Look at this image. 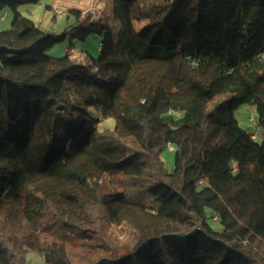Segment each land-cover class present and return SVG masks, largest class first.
<instances>
[{
  "label": "trees",
  "instance_id": "1",
  "mask_svg": "<svg viewBox=\"0 0 264 264\" xmlns=\"http://www.w3.org/2000/svg\"><path fill=\"white\" fill-rule=\"evenodd\" d=\"M39 3L0 0V264H78L70 242L103 249L86 264H264V0H111L112 19L72 8L27 39ZM92 35L98 72L49 55ZM107 223L131 243L111 249Z\"/></svg>",
  "mask_w": 264,
  "mask_h": 264
},
{
  "label": "rangeland",
  "instance_id": "2",
  "mask_svg": "<svg viewBox=\"0 0 264 264\" xmlns=\"http://www.w3.org/2000/svg\"><path fill=\"white\" fill-rule=\"evenodd\" d=\"M158 1L160 2V0ZM72 8L82 10L85 14L90 13L96 19H99L100 16H109L112 19L114 9H116V7L114 8L112 6L111 0H40L38 5H23L20 8L21 13L34 22V26L28 33L27 39H31L39 32L50 31L55 34L62 33L68 25L75 21L74 17H70L66 13L67 10ZM13 17L14 15L10 9L0 7V31L7 30L11 27ZM101 39L99 35H92L84 41L67 38L65 41L55 45L49 55L55 58L62 57L67 50H70L72 53L71 59L75 63L87 66L92 73L98 72L94 61L100 55ZM235 116L244 129L256 134V136L259 135L258 114L255 109H252L248 105H243L236 111ZM109 124L113 126L114 121H109ZM257 141L260 142V138ZM161 158L167 171L172 172L175 168V150L171 147L167 148L162 153ZM236 163L237 151L236 147L232 146L224 155L219 156L214 161L212 169L215 170L220 165L222 168H229ZM108 178L110 179V177ZM102 237L108 242L111 249L121 250L131 243L134 237V231L127 224L115 225L107 223L104 226ZM69 247L78 264H86L87 257L91 258L96 256V254H92V251L94 252L96 250L100 252L103 250L100 248L93 249L78 242H70ZM104 251L106 250L104 249ZM28 261L30 264H44L43 258L37 254H30Z\"/></svg>",
  "mask_w": 264,
  "mask_h": 264
},
{
  "label": "crops",
  "instance_id": "3",
  "mask_svg": "<svg viewBox=\"0 0 264 264\" xmlns=\"http://www.w3.org/2000/svg\"><path fill=\"white\" fill-rule=\"evenodd\" d=\"M78 53H82V54H85V53H83V52H78ZM72 54V53H71Z\"/></svg>",
  "mask_w": 264,
  "mask_h": 264
},
{
  "label": "built area",
  "instance_id": "4",
  "mask_svg": "<svg viewBox=\"0 0 264 264\" xmlns=\"http://www.w3.org/2000/svg\"><path fill=\"white\" fill-rule=\"evenodd\" d=\"M61 12V11H60Z\"/></svg>",
  "mask_w": 264,
  "mask_h": 264
}]
</instances>
